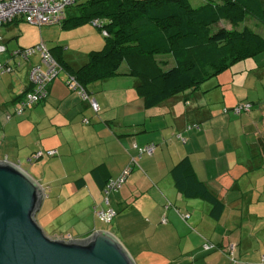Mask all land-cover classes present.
<instances>
[{
  "label": "crops",
  "instance_id": "1",
  "mask_svg": "<svg viewBox=\"0 0 264 264\" xmlns=\"http://www.w3.org/2000/svg\"><path fill=\"white\" fill-rule=\"evenodd\" d=\"M195 1L199 6L207 0ZM248 21L259 25L255 19ZM21 22L25 21L17 18L0 27L7 46L0 59L21 63L0 76V161L19 165L45 192L48 189L36 214L41 227L80 239L106 231L135 264H233L232 257L242 264H259L264 256V52L258 61H241L232 74H220L218 80L205 81L152 107L144 105L135 76L119 75L94 84L97 92L90 97L100 106L95 111L70 88L65 73L64 79L56 77L50 83L44 100L12 120L23 92L32 87L30 69L37 60L33 55L25 64L11 56L13 50L37 43L20 42ZM58 27L57 40L41 41L73 68L103 45L97 26L89 22L41 30ZM13 38L16 45L10 43ZM72 45L74 51L68 54ZM80 52L83 62L76 57ZM228 77L231 91L222 87ZM247 101L253 103L250 111L225 112L224 108ZM194 124L198 128L187 129ZM150 143L156 144L155 153L137 157L136 146ZM40 151L55 153L35 157ZM135 156L136 164L131 161ZM184 159L189 160L184 172L204 182L222 201L219 218L213 216L211 202L186 195L177 186L173 169ZM131 164L111 200L117 215L106 224L93 207L103 206L106 181ZM182 213L189 214L186 221L192 220L200 232L189 233L198 239L195 245L190 236L183 242L188 231ZM172 251L175 256L169 254Z\"/></svg>",
  "mask_w": 264,
  "mask_h": 264
},
{
  "label": "trees",
  "instance_id": "2",
  "mask_svg": "<svg viewBox=\"0 0 264 264\" xmlns=\"http://www.w3.org/2000/svg\"><path fill=\"white\" fill-rule=\"evenodd\" d=\"M250 18L264 25L262 0H207L199 6L191 0H76L57 24L71 28L93 23L105 37L104 47L92 50L83 65L73 68L40 43L60 66L59 73H66L67 84L74 76L89 94L88 87L96 82L135 76L144 105L152 107L263 53L264 36L248 24ZM188 164L184 159L173 169L177 186L186 195L211 202L213 216L219 218L222 201L204 182L184 172Z\"/></svg>",
  "mask_w": 264,
  "mask_h": 264
},
{
  "label": "water",
  "instance_id": "3",
  "mask_svg": "<svg viewBox=\"0 0 264 264\" xmlns=\"http://www.w3.org/2000/svg\"><path fill=\"white\" fill-rule=\"evenodd\" d=\"M43 197L42 187L24 169L0 161V264H135L106 231L85 239L49 236L36 219Z\"/></svg>",
  "mask_w": 264,
  "mask_h": 264
},
{
  "label": "built area",
  "instance_id": "4",
  "mask_svg": "<svg viewBox=\"0 0 264 264\" xmlns=\"http://www.w3.org/2000/svg\"><path fill=\"white\" fill-rule=\"evenodd\" d=\"M76 0H0V27L12 22L14 19L18 17H22L26 22L36 25H50L60 23L65 16V9L72 5ZM97 22V19L94 21ZM6 52V46L4 43L3 37L0 35V56ZM36 53L41 54V58L44 63L47 64V71L43 70L42 64L33 66L30 69V80L32 83V87L29 91L25 92L20 106L16 108V114H22L26 108L38 104L42 100H44L48 95V85L59 75L60 66L51 56L47 47L44 43H39L38 45L32 46L30 48H19L13 50L11 52V56L13 58H21L28 60L30 57L35 55ZM21 63L18 62L16 65H12L9 61H3L0 59V76L12 72L15 68L20 66ZM68 84L71 89L77 91L81 98L84 101H88L91 107L95 111L100 110V106L95 99H91L90 95L85 91V89L79 84L74 76L68 77ZM253 108V105L249 102H243L236 105L233 108V112L236 114L243 113L246 111H250ZM227 111V109H225ZM88 122V120H85ZM198 128V125H189L187 129ZM182 140H185L181 136ZM137 149V157L141 158L142 155H153L156 150V144L150 143L143 146H136ZM55 151H47V152H37L35 153V157L42 156L44 154L53 155ZM137 157H132V163H137ZM132 170V164L126 167L123 172L115 178H110L107 180L103 187V206L98 207L94 206L93 211L101 221L104 223H111L113 219L117 215V210L111 204V196L112 194L119 191L122 185L125 183L128 175ZM43 190V196L45 195V191ZM181 217L184 220H187L189 214H181ZM55 238L63 239V240H73L80 239L75 238L69 233L55 235ZM206 247H210V245L206 244ZM233 248L231 249V251ZM232 254V253H231ZM233 264H239V261L232 257ZM242 264V263H241ZM259 264H264V256L262 257Z\"/></svg>",
  "mask_w": 264,
  "mask_h": 264
},
{
  "label": "rangeland",
  "instance_id": "5",
  "mask_svg": "<svg viewBox=\"0 0 264 264\" xmlns=\"http://www.w3.org/2000/svg\"><path fill=\"white\" fill-rule=\"evenodd\" d=\"M191 2L194 4V5H196L197 3H195L196 1L195 0H191ZM248 22V24H250V26L252 27V28H254V30H256V31H258V32H260L262 35H264V25L263 24H261V23H259V25H255L254 26V22L252 21V22H250V21H247ZM97 31H98V36H99V38L98 39H100V41H103V45H102V47H101V49L104 47V45H105V37H104V35H103V33L98 29V28H95ZM19 31V30H18ZM59 32H61V30L59 29V27H58V29H55V30H51V29H46V28H43V30H41V28H39L38 26H35V25H32V24H30V23H26V22H21V26H20V31H19V40H20V42L22 43H26V44H32L31 42H35V39L37 40V43H35V44H33V45H29V46H27V47H25V48H30V47H32V46H35L36 44H38V43H40L41 42V39H42V37H44V39H45V41H47L48 39H51L52 40V38H54L53 40H57V38H58V35H59ZM64 35L62 34L61 35V37H63ZM59 42V41H58ZM84 42V44H86V41H83ZM10 43H12V44H14V45H16V43H17V41H16V39L15 38H13V39H11V41H10ZM47 44V43H46ZM49 44H51V43H49ZM55 45H60V44H58V43H54ZM53 44V45H54ZM62 45V44H61ZM74 47V45H72V47H71V49L69 50V52H68V54H70L72 51H74V50H72V48ZM67 51V50H66ZM4 54H6V52L4 53ZM3 54V55H4ZM2 55V56H3ZM77 56L76 57H82V61H81V59H80V62H83V60H85V58L83 59V57L84 56H82L83 55V53L82 52H80L79 53V55L78 54H76ZM36 57V58H35ZM35 59H37L36 60V65H39V64H42V68H43V70H45V71H47V69H48V66H47V64L46 63H44L43 62V60H42V58H41V54L40 53H37V54H35ZM258 57V58H257ZM256 58L255 57H250V58H248V59H251L250 61H256V59H257V61H258V59H260L259 58V56H257ZM262 59V58H261ZM24 62H25V64H26V61L27 60H23ZM242 62H243V60H241ZM241 61H238V62H236L235 64H233L230 68H228V69H226V70H224L223 72H221V73H219L218 75H220V74H223V73H227V74H232L233 73V71L234 70H236L237 68L239 69V63H242ZM35 65V66H36ZM241 65V64H240ZM124 68V67H123ZM264 68V67H263ZM262 68V69H263ZM262 70H260V72H261ZM218 75H216V76H213V77H211V78H209L208 80H206V81H209L210 79H217L218 80ZM124 77H129V76H124ZM215 77V78H214ZM65 78V72H61V73H59V75L57 76V78L56 79H58V80H62V79H64ZM129 78H132V77H129ZM230 78L231 77H228V78H225V81H222L223 83V85H222V87H228V91H231V86H232V83H231V80H230ZM205 82V81H204ZM88 92H89V94H90V96H93L94 94L93 93H95L96 94V92H97V89L95 88V86L94 85H90L89 87H88ZM93 94V95H92ZM224 109H230V108H224ZM25 114V113H24ZM23 114V115H24ZM21 116L22 115H20V114H15V116L13 117V119L12 120H15V119H19V118H21ZM27 164V163H26ZM27 167H29V165L27 164ZM25 169H27L26 167H24ZM45 194H49L48 193V189H47V191L45 192ZM113 196L114 195H112L111 196V200H113ZM47 211V207H45L44 208V210H43V212H46ZM185 221V222H184ZM183 222H184V224H182L183 225V227H184V229L186 230V231H188V233L185 235V237H184V239H183V242L185 241V240H187V241H189V238H188V236H190L192 239H193V241H192V243H194V245L198 242V239L195 237V236H193L192 234H189V233H195L196 235H200V232H198L197 231V229H195V227L193 226V223H192V220H189V222L188 221H186V220H184ZM188 222V223H187ZM106 224H108V223H106ZM104 226H108V225H104ZM45 231V230H44ZM49 236H51V237H54L55 235H59V234H65L66 232H59V233H50L49 231L47 232V231H45ZM142 234V233H141ZM143 235V234H142ZM188 243V242H187ZM157 248H159V247H154L153 249L156 251V252H159L160 253V249H157ZM173 253H174V251H172L171 253H169L170 255L172 254V256H175V255H173ZM169 255V256H170Z\"/></svg>",
  "mask_w": 264,
  "mask_h": 264
}]
</instances>
